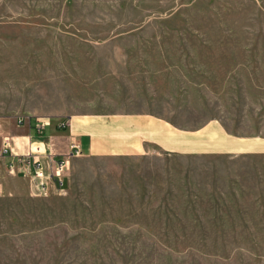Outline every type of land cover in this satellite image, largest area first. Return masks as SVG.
Segmentation results:
<instances>
[{"label": "rangeland", "instance_id": "374dc122", "mask_svg": "<svg viewBox=\"0 0 264 264\" xmlns=\"http://www.w3.org/2000/svg\"><path fill=\"white\" fill-rule=\"evenodd\" d=\"M38 119L91 123L46 191ZM0 264H264V0H0Z\"/></svg>", "mask_w": 264, "mask_h": 264}, {"label": "crops", "instance_id": "0c3cea01", "mask_svg": "<svg viewBox=\"0 0 264 264\" xmlns=\"http://www.w3.org/2000/svg\"><path fill=\"white\" fill-rule=\"evenodd\" d=\"M90 125L91 123L89 121L81 120V122H78L77 124H73V126L72 124L69 125L66 128L67 129L66 134H62V135L54 133L53 131H51L50 133H47V131H44L43 134L41 135L36 131L35 128L25 127V129L23 128L21 129V131H19V133H17L19 135H15L17 138L16 144L18 145V149L20 151L28 150L30 147L29 145L31 144L33 146L34 143L37 144L35 147L36 150H37V147H40V144L45 145L46 150L42 151V148L40 147L42 153L37 156V159L41 161L44 167V171L46 172V174H48L50 158L53 156L54 160L66 159L72 151L70 147V144L72 141L78 143L81 147L82 152L84 151V145L81 142V137L77 138V136H80V134H82L84 138L85 135L90 133L86 130ZM151 127L152 126L149 123L141 124V126L138 125L137 128H135L132 133L134 134L135 138L133 137V141L128 142L126 146L124 147V149L125 148H127V150L128 149L129 150L130 149L131 150L144 149L145 145L151 141L148 138L142 137L140 139L139 137L144 136L141 134L143 132L145 133L150 132L149 130ZM161 128H162V132L164 133L166 128H164V126H161ZM18 139H20L22 144H19L17 142ZM97 145H100L99 147L101 149H111V148L113 149L108 139L103 140L97 137L96 135L94 136L92 135L91 149H93L95 146L97 147ZM124 149L120 148L118 150L123 152ZM12 168H13L12 170L17 174H19V172L21 171L25 173L23 165L17 159L13 160ZM28 178L30 179L32 185L35 188H37L35 180H33L30 176Z\"/></svg>", "mask_w": 264, "mask_h": 264}, {"label": "built area", "instance_id": "2783aa9c", "mask_svg": "<svg viewBox=\"0 0 264 264\" xmlns=\"http://www.w3.org/2000/svg\"><path fill=\"white\" fill-rule=\"evenodd\" d=\"M68 124V122H62L60 126L65 128ZM49 125L50 123L48 121L40 119H38L35 124L29 122V126L31 128L34 127L39 134H43L44 130ZM12 141L14 142V146L12 145ZM3 143L5 145V152L12 151L14 153H17L14 151L17 147L15 138L11 136H3ZM70 146L72 151L69 156H80L83 153L78 143L72 142ZM41 153L42 152L40 147H37V150L34 151L33 146L31 145L27 152L17 157V160L23 165L25 174L35 180L38 191H46L52 180L57 181L58 184L62 186L64 183L63 176L69 168L68 160H54L52 156L49 160V173L46 174L41 161L37 159V156ZM11 166L13 167V164Z\"/></svg>", "mask_w": 264, "mask_h": 264}]
</instances>
